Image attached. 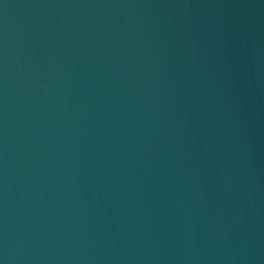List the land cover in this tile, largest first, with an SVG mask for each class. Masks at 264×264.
Returning <instances> with one entry per match:
<instances>
[{
    "label": "water",
    "instance_id": "water-1",
    "mask_svg": "<svg viewBox=\"0 0 264 264\" xmlns=\"http://www.w3.org/2000/svg\"><path fill=\"white\" fill-rule=\"evenodd\" d=\"M0 264H264V0H0Z\"/></svg>",
    "mask_w": 264,
    "mask_h": 264
}]
</instances>
